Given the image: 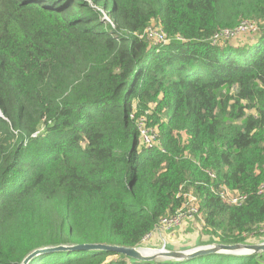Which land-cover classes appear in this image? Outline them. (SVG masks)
I'll return each mask as SVG.
<instances>
[{
	"label": "trees",
	"instance_id": "1",
	"mask_svg": "<svg viewBox=\"0 0 264 264\" xmlns=\"http://www.w3.org/2000/svg\"><path fill=\"white\" fill-rule=\"evenodd\" d=\"M243 21L257 27L243 41L214 40ZM152 25L166 44L142 36ZM195 205L224 242L264 235V0H0V264L44 245L134 246ZM114 255L28 264H154Z\"/></svg>",
	"mask_w": 264,
	"mask_h": 264
},
{
	"label": "water",
	"instance_id": "2",
	"mask_svg": "<svg viewBox=\"0 0 264 264\" xmlns=\"http://www.w3.org/2000/svg\"><path fill=\"white\" fill-rule=\"evenodd\" d=\"M202 228L197 227L198 234L194 239L186 242L171 241L164 234L163 229L156 228L155 237L157 236V238L155 241H142L134 246L108 243L44 245L32 250L21 264H28L34 257L47 252L68 250L112 251L117 256L109 258L110 261L128 260L129 262H153L154 264L185 262L209 254L242 257L260 255L264 252V235L255 236L254 239L245 242L228 243L214 235L205 233ZM159 237L161 238L160 242L157 241Z\"/></svg>",
	"mask_w": 264,
	"mask_h": 264
},
{
	"label": "built area",
	"instance_id": "3",
	"mask_svg": "<svg viewBox=\"0 0 264 264\" xmlns=\"http://www.w3.org/2000/svg\"><path fill=\"white\" fill-rule=\"evenodd\" d=\"M248 29H250L249 31H256L257 30L256 23L252 22V21H243L235 29L224 30L223 32L216 34L214 36V40L215 41L221 40V39L224 40V37L226 38L230 35H234L235 33L238 34L239 32L246 31ZM142 36H145L152 45L166 44L168 42V39H169L168 35L164 31V29L158 25L149 26L145 30V32L142 34ZM144 120H145V117H141L138 120V129L140 132L141 143L144 147L153 148L157 142V130H155L154 128L150 129V128L146 127L144 124ZM222 196L226 200H228L229 202H232L235 204H239L246 199V195L235 194L234 192H232L228 189H225L222 192ZM198 214H200L199 207L197 205L191 206L190 210H188L187 212H181L178 215L163 218L161 220L160 225L162 224V226L164 228L170 229V228L174 227L172 225L177 226L184 219H186L188 217L200 216ZM164 224H169V226L165 227ZM150 235H151V233L145 239H148Z\"/></svg>",
	"mask_w": 264,
	"mask_h": 264
},
{
	"label": "rangeland",
	"instance_id": "4",
	"mask_svg": "<svg viewBox=\"0 0 264 264\" xmlns=\"http://www.w3.org/2000/svg\"><path fill=\"white\" fill-rule=\"evenodd\" d=\"M102 18L104 20H111V18L109 17L108 13L104 12V14L102 15ZM250 29L246 30V31H242V32H239L238 34L235 33L234 35H230L228 37H224V40H228V41H243L244 40V36L245 35H251L252 33H254V31H249ZM142 144V143H141ZM192 200L195 201L194 198H192ZM198 205V204H197ZM164 226H169V224H164ZM174 227L170 228V229H167V228H164L162 226V224L158 227L157 229L161 228L164 230V234L167 236V238L171 241H174V242H186V241H190L192 239L195 238V236L198 234V230H197V227H200L202 228L203 225L201 224V221H200V218L198 216H192V217H188L186 219H184L179 225L175 226V225H172ZM155 229L151 235L149 236L148 239H144L143 241H149V242H153L155 241V238H157V236L155 237V234H156V230ZM203 231H204V227L202 228ZM205 234V233H204ZM255 237H253L254 239ZM157 241H161V238L159 237L157 239ZM156 241V242H157ZM117 255H114V256H111L110 258H116Z\"/></svg>",
	"mask_w": 264,
	"mask_h": 264
}]
</instances>
